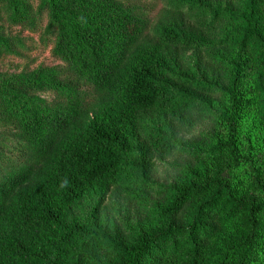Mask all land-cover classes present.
I'll return each mask as SVG.
<instances>
[{"label": "trees", "instance_id": "1", "mask_svg": "<svg viewBox=\"0 0 264 264\" xmlns=\"http://www.w3.org/2000/svg\"><path fill=\"white\" fill-rule=\"evenodd\" d=\"M36 1L0 0V24L52 30L65 68L0 74V264H252L264 187L228 178L244 112L264 122V0L210 12L206 0H163L154 23L130 0ZM200 74L226 87L218 105ZM214 107L227 139L187 141L176 153L186 168L151 195L148 179L176 156L171 138ZM117 191L157 203L123 230L77 216Z\"/></svg>", "mask_w": 264, "mask_h": 264}, {"label": "rangeland", "instance_id": "2", "mask_svg": "<svg viewBox=\"0 0 264 264\" xmlns=\"http://www.w3.org/2000/svg\"><path fill=\"white\" fill-rule=\"evenodd\" d=\"M29 1L32 7H37L36 0ZM162 1L130 0V3L132 6L139 8L141 12H144L145 17L154 23L163 6ZM206 1L213 3V8H209L208 12L213 9H220L221 11L228 9L226 2ZM40 17L41 20L38 23L45 25L47 14L41 12ZM226 26L223 24L220 27L218 37L221 38L224 35ZM0 40H6L9 51L7 55L0 57L1 75L29 73L39 68L50 71H60L65 68L53 54L52 48L55 34L50 29L42 30L39 34H32L8 24H0ZM194 62L192 60L191 64ZM200 78L204 82L215 85V104L221 103L226 91V87L222 85V82L212 80V77L207 79L202 74H200ZM244 113L245 118L236 127V146L241 161L238 166L232 169L228 182L238 188H245L252 182L264 187V122L259 120L257 116L258 109L255 107H251ZM218 114V109L214 107L212 117L197 124L189 134L180 133L171 138L176 156L167 158L164 163L159 164L156 172L148 179V188L152 191L151 195L162 187L171 185L179 171L186 168L185 160L178 158L176 153L187 141H192L199 136L206 137L210 142L214 141L215 138H219L221 141L227 139L225 132L218 127ZM156 124V120L151 122L154 127H156ZM133 160L134 156L127 159L128 162ZM156 203L153 196H150L145 203H139V201H132L123 193L117 191L106 197L102 202L98 198L84 200L80 207L81 210L77 212V216L88 220L92 225L97 221L102 224V227L107 226L110 221L111 227L115 226L123 230L126 221L134 225L145 218L148 211L153 209ZM93 210L95 211L93 216H91ZM263 249L254 256L252 264H264L260 262V256L264 253Z\"/></svg>", "mask_w": 264, "mask_h": 264}]
</instances>
